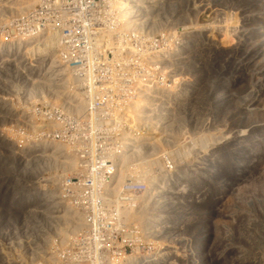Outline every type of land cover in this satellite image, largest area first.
<instances>
[{"label":"rangeland","instance_id":"rangeland-1","mask_svg":"<svg viewBox=\"0 0 264 264\" xmlns=\"http://www.w3.org/2000/svg\"><path fill=\"white\" fill-rule=\"evenodd\" d=\"M148 2L143 50L119 57L131 68L120 93L149 98L151 137L138 144L154 151L130 159L155 161L143 176L156 172L166 228L178 226L184 240L171 250L173 264H264V0ZM97 3L0 0V264H32L47 236L83 223L61 196L76 158L58 138L37 134L17 78L37 77L42 50L102 43ZM129 167L121 179L138 173ZM142 211L125 220L152 225L165 214Z\"/></svg>","mask_w":264,"mask_h":264},{"label":"built area","instance_id":"built-area-1","mask_svg":"<svg viewBox=\"0 0 264 264\" xmlns=\"http://www.w3.org/2000/svg\"><path fill=\"white\" fill-rule=\"evenodd\" d=\"M97 1V22L105 26L102 43L86 39L80 49L69 45L58 51L42 50L38 52L42 59L32 68L37 77L17 78L20 101L33 105L30 113L37 134L58 138L76 158L75 171L61 182V196L83 217V223L74 228L62 227L60 231L65 234L47 236L46 249L38 252L41 258L32 257L30 261L173 264L171 250L184 240L178 226L166 228L171 214L162 203L167 195L161 180L156 172L148 178L141 172L119 177V169L124 166L139 171L152 166V160H147V166L146 161L130 159L134 153L154 151L138 144L141 138L151 137L152 116L145 91L137 98L123 92L126 97L121 99L120 87L128 84L131 68L119 62V57L142 51L146 44L149 0ZM47 57L50 65L45 63ZM167 109L160 107L161 119H168ZM161 164L167 170L175 167L166 159ZM143 208L165 214L152 225L125 220L137 212L143 215ZM186 247L183 245V259L187 257Z\"/></svg>","mask_w":264,"mask_h":264},{"label":"bare ground","instance_id":"bare-ground-1","mask_svg":"<svg viewBox=\"0 0 264 264\" xmlns=\"http://www.w3.org/2000/svg\"><path fill=\"white\" fill-rule=\"evenodd\" d=\"M166 95H167V94H166ZM148 160H149V159H148ZM67 161H68V160H67ZM144 161H146V160H144ZM150 161H151V160H150ZM68 162H69V161H68ZM148 162H149V161H146V162H144V163L147 164ZM153 162H155V161L152 160L150 163H153ZM66 164H67V163H66ZM152 165H153V164H152ZM68 166L73 167V166H74V163L71 162V160H70V163H69ZM147 166H148V164H147ZM147 166H146V167H147ZM151 167H153V166H151ZM69 169H70V170H73V168H69ZM149 169H150V168H149ZM129 170L132 172L133 169H132L131 167H129ZM145 170H146V169H145ZM145 170H144V169H140V172L143 173V174H145ZM133 171H134V170H133ZM147 171H148V169H147ZM150 171H151V169H150ZM138 172H139V171H138ZM133 173H134V172H133ZM147 173H148V172H147ZM147 173H146V174H147ZM120 174H121V173H120ZM136 174H139V173H137V171H136ZM136 174H135V175H136ZM145 177H146V176H145ZM120 178H121V177H120ZM142 212H143V211H142ZM138 213H139V212H138ZM140 214H141V213H140ZM135 217H136V216H135ZM133 218H134V217H132V218H130V219H133ZM128 219H129V218H128ZM130 219H129V220H130ZM134 219L137 220V218H134ZM130 221H131V220H130ZM132 221H133V220H132Z\"/></svg>","mask_w":264,"mask_h":264}]
</instances>
